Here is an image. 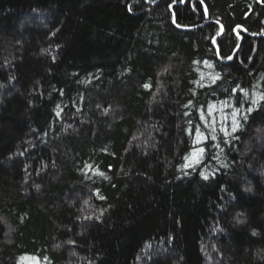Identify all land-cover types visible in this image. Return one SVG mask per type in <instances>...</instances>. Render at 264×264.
Here are the masks:
<instances>
[{"label": "trees", "instance_id": "trees-1", "mask_svg": "<svg viewBox=\"0 0 264 264\" xmlns=\"http://www.w3.org/2000/svg\"><path fill=\"white\" fill-rule=\"evenodd\" d=\"M0 264H264V0H0Z\"/></svg>", "mask_w": 264, "mask_h": 264}, {"label": "snow or ice", "instance_id": "snow-or-ice-1", "mask_svg": "<svg viewBox=\"0 0 264 264\" xmlns=\"http://www.w3.org/2000/svg\"><path fill=\"white\" fill-rule=\"evenodd\" d=\"M229 59H231V57H229ZM145 87H148V85H145ZM249 112L251 111V109H249L248 110ZM245 119H247V117L245 116ZM236 124H237V126H238V124H239V122L238 121H236L235 122ZM198 131V130H197ZM200 152H203V149H200ZM208 177L207 176H204V179H207Z\"/></svg>", "mask_w": 264, "mask_h": 264}]
</instances>
